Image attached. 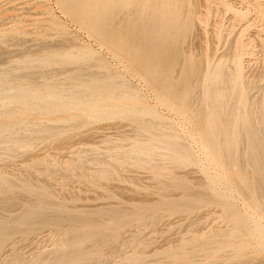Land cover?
<instances>
[{"label":"rangeland","instance_id":"obj_1","mask_svg":"<svg viewBox=\"0 0 264 264\" xmlns=\"http://www.w3.org/2000/svg\"><path fill=\"white\" fill-rule=\"evenodd\" d=\"M152 1L159 7L168 0ZM169 1L172 11L170 17H176L178 22L171 31L158 34L157 46H162L163 50L177 51L176 62L184 63L187 59L197 62L202 58V62L207 61L211 68L222 63L228 74L238 72L240 90L242 93L246 92L248 96V99L244 98L243 94L242 98L246 101L240 98V104L249 103L247 104L249 106L245 104L247 106L245 109V105H240L238 100L237 104L240 105L238 110L241 107L243 108L241 113L246 111L257 114L256 103L262 101L264 95V28L262 26L264 15L263 19L261 16L262 12L264 14V0ZM115 7V2L109 5L106 30L126 31L128 27L124 21L115 19L112 22ZM183 12L187 17L183 16L185 15ZM182 18L184 20L187 18L185 24ZM140 29L142 31V28ZM146 37L147 35L143 33L137 44L141 51L147 49L150 41V38L146 39ZM237 56H239L238 61L235 59ZM51 57L58 59V63L45 67L39 62L41 59ZM0 75L7 76L14 83L23 81L35 87L52 84L62 89H69L72 84L82 85L106 78L115 79L118 86L114 87V90L140 97L139 104L132 107L134 111L132 114L138 115L144 109L153 110L157 114V119L146 115L143 120L163 122L168 126V130L161 128L160 130L165 133L169 131L167 133L171 135L170 137L173 135L176 137H173V141L169 139L172 144L175 140L176 143H181V146L184 143L185 147L183 145L182 148L191 152L193 159L195 157L193 163L190 161L191 164L190 162L181 164L179 161L177 164L175 160L172 162L173 160L168 161L165 156H159L152 159L156 168L151 170L138 168L132 162H127L129 165H126V162L122 161L123 164L120 160L126 149L129 150L136 142L145 144L154 142L158 138L155 134L142 131L139 121L131 120L129 115L123 113L108 118H92L78 111H72L77 117L68 122L43 121L50 127V132L33 135V139L27 130H21L15 138L25 143L29 142L32 147L25 149L26 151L22 148L20 150L23 151L13 154L9 152L0 154V210H2L0 231L10 239L6 249L2 251H6L4 253L7 255L1 252L3 256L0 260L6 258L5 260L8 261L11 250L15 249L18 252L19 248L21 249L19 251L25 253V256L21 253L24 261L28 259L29 263L33 258L40 261V257H46L41 259V262L38 261L39 264L52 262L57 256L59 257V254L71 255L77 251H82L89 257H85L86 260L83 258L84 261L79 258L76 260L78 262L74 260L69 264H125V261L126 264H132L138 259L135 264H177L176 262L178 264H264V237L257 229L259 226L264 227V214L258 213V216L255 210H251L248 204L252 199L249 198L250 195L239 189L240 184L233 170L231 172L226 168H219L208 156L207 145L191 119V116L196 115V102L191 99L189 115L180 114L162 104L160 101L162 91L151 81L139 76L130 57L123 52L116 54L111 44L101 41L92 31L82 27L68 13L60 0H0ZM175 75L174 73L173 76ZM258 85L260 86L257 87ZM166 95H169V92ZM196 95L195 93L194 97ZM1 105L10 106L3 100H0ZM237 118V121H240L239 116ZM7 121L12 123L13 120ZM137 133L142 135L138 136ZM178 144L174 145L178 146ZM242 145L244 146L245 143L243 142ZM245 146L244 149L241 147L240 149L245 150ZM116 153L121 154V158H118L119 155ZM106 156H111V159H106ZM113 156L116 157L114 159L117 161L116 164L112 160ZM81 157L85 161L82 159L80 161ZM75 159L78 160L74 162ZM95 159H101L100 164L97 165ZM103 159L107 162H103ZM79 162H85V166ZM108 162L110 163L107 164ZM67 164L71 165L67 168ZM157 165L166 166V168L162 166L165 169L162 174V168L159 169ZM112 166L116 170L114 167L112 170ZM73 167L84 170L73 171ZM172 168H176V171ZM235 168L237 170V167H234V170ZM171 171L178 173L173 174ZM4 179L10 182L11 190ZM25 181L28 182L29 187L24 186ZM37 194L42 199H37ZM31 195L36 197L32 198ZM10 200L13 201L10 203L13 205L7 206ZM48 201L52 202L48 203ZM43 207L44 209H41ZM6 209L8 211L4 212ZM24 212L25 214H21ZM17 215H23L22 219ZM55 215L58 216L57 219ZM63 216L65 219L69 218L62 221L66 226L59 221L64 219ZM41 219L42 221L45 219L43 221L45 223ZM28 222L30 225L25 224ZM237 223L240 225L238 226ZM64 227L68 228L64 229ZM249 228H252L250 230L256 236L248 230ZM98 230L101 233H97ZM235 232L236 234L240 232L237 234L239 237L235 236ZM88 234L92 237L88 238ZM76 235H81L80 242H77L79 245L69 247L61 240ZM83 236L88 239L85 240ZM207 237H211L208 242L213 239V244L210 242L207 248H203L204 251L201 248L198 250L199 241L207 240ZM240 237H244L242 241L239 240ZM214 238L217 242L220 238L222 243L221 240L216 243ZM83 239L86 243L84 245H82ZM96 239L99 247L104 245L100 249ZM59 242H63L62 245ZM238 244L240 247L241 244L243 245L241 250L238 247L235 249ZM211 248L213 252L209 250ZM184 249L187 250L186 253ZM55 250L58 251L56 255H54L57 253ZM182 257L191 260L184 262L180 259ZM5 260L0 261V264H4Z\"/></svg>","mask_w":264,"mask_h":264},{"label":"bare ground","instance_id":"obj_2","mask_svg":"<svg viewBox=\"0 0 264 264\" xmlns=\"http://www.w3.org/2000/svg\"><path fill=\"white\" fill-rule=\"evenodd\" d=\"M60 1L64 5V7L68 11V13L82 27H84L85 29H88L89 31H92L94 33V35H96L99 39H101V41L108 42L109 44H111L112 47L114 48L116 54H120L121 52H123V53H126L130 57V59L134 65L137 73L139 74V76L147 79L148 81H151L152 83L155 84V86L159 90L162 91V94L160 96V101L162 104L169 106L170 108H172L173 110L177 111L180 114L189 115V110H190L189 104H190L191 99H192V101H194V103L196 102V104H197L196 115L191 116V119L196 124L198 133L202 136V138L204 139V141L207 145L206 151H207L208 156L211 158V160L219 168H226L227 170H229L231 172L233 170V173H234L238 183L240 184L239 189L242 190L244 193L250 195L249 198L252 199L249 204L247 203L248 205L251 206V208H252L251 210H255L257 212V214L258 213L262 214V212L264 214V95H263L262 101H259L256 103L257 114L256 113L252 114V112L246 113V111L241 113L240 111L243 108L240 107L239 108L240 110H238V107L240 105H245V104L247 105L249 103L245 102L244 104H240V98H242V95L244 94L245 97H244V95H243V97L244 98L247 97V99H248V96H246V94H245L246 92L242 93L240 90V84L241 83L239 84L240 80L238 81V78H237L238 72H236L235 74H228L226 71L225 65H223L222 63L220 65H218L217 67L211 68V66L207 64V61L202 62L203 61V60H201L202 58L200 59V61L198 60L197 62H192L191 60H188V59L186 61H184V63H181V61L176 62V56L178 54L177 51L173 52L170 50H163V49H161L162 46H157L158 42L156 43V38L158 37V34L163 33L165 31H171L174 28V26L177 25V22H178L176 17H170V14L172 13V11H171V8L169 7V3H168V2H170L169 0L167 1V3L166 2L162 3V5L159 7H157L158 5L156 6V3H153L152 0H142V1H137V0H60ZM113 2H115L116 7H115V13H114V18L112 19V22L115 21V19H118L121 22L124 21L125 23H127V27H128V29L126 31L111 32V31L106 30V27H108L107 26L108 25V22H107L108 16L107 15L110 12L109 11V5ZM178 3H179V1H178ZM182 7H184V6H182ZM175 8H176V6H175ZM259 9H260V7H259ZM44 10H46V8ZM192 10H193V8H192ZM188 12L190 13V11H188ZM261 12H262V10H261ZM183 14H185V13L183 12ZM259 14H260V12H259ZM47 15H49V14H47ZM263 15L264 14L262 12V14H261L262 19H263ZM133 16H135V17L132 18ZM183 16H186V14ZM186 19L185 20L183 19L184 24H185ZM260 22H261V20H260ZM262 23H263L262 26L264 28V20L262 21ZM185 27H186V25H184L183 28H185ZM140 28H142V31ZM22 31H25V30H22ZM143 33L145 35H147L146 39L150 38V41L147 45V49H145L144 51L143 50L141 51L137 47V44H139L141 37H143ZM60 50H61V48H60ZM138 54L141 55L142 57L140 58ZM240 57H241V52H240ZM235 59L238 61L239 56H237ZM58 61H59L58 59L51 57V58H47V59H41L39 62L43 66L48 67L52 64L58 63ZM208 61H209V59H208ZM210 62H211V60H210ZM241 72H242V70H241ZM33 73L36 74L37 72H33ZM174 73L176 74L175 76H173ZM40 74H43V73H40ZM177 75L179 76V78H177ZM240 76H241V74H240ZM71 77H74V76H71ZM251 85H253V84H251ZM117 86H118V82L115 79H107L106 78V79L100 80L99 82H97V80L93 81L90 84H82V85L72 84L71 86H69V89L56 88L52 84H46V85L43 84L42 86L35 87V86L29 85L23 81L21 83L11 82L10 78H8L7 76L0 75V100H3L5 103L10 104L9 107H3L5 105L0 106V154L2 152H9V153L13 154V153H16L17 151H23L25 149L32 147V145L29 142L25 143V142H22V141L18 140L17 138H15L16 134L19 133L21 130H27V132L30 133L32 136L40 134V133H49L51 129H50V127H48V125H45L43 123V121L68 122V121L77 117L75 114L72 113V111H78L80 114H82L84 116H89L92 118H108V117H113L117 114L123 113V114L129 115L131 120L139 121L141 123V130L142 131H144L146 133L149 132L152 135L155 134L158 137L154 140V142H149V143H145V144L141 143V142H136L135 144L132 145V147L129 150L126 149L127 151L125 150V153L121 152L122 155L121 154L120 155L122 156V158L120 157L119 154L116 153L117 155H119V157L118 156L117 157L121 158L120 161L126 162V165L128 164L127 162H132V164H134L138 168H141V169L142 168L143 169L150 168V170H151V168H154V167L156 168V166L153 165L154 161L152 159L156 158V157L159 158V156L167 157L168 161L171 159V160H173L172 162H174V160H175L176 161L175 163H177V164H178V161L181 164H183L185 162H190V161L193 163L195 161L194 160L195 157L193 159L190 155L191 152L189 153L187 150H185L186 148L185 149L182 148L184 143L182 146L180 145L181 144L180 142H182V141H179L180 144H178V143H176V140H175L174 144H176V145L178 144V146H176V145L172 144V142L169 140V139H171L173 141V137L174 138H176V137L174 135L172 137H170L171 135L167 133L169 131H167L165 133L162 130H160V128L168 130L167 125H165L161 121H159V122H152V121L145 122V120H143V117L146 115L152 116L153 118L157 119L156 118L157 114L153 110L144 109L138 115L132 114L134 112L132 107L139 104L140 97L134 96L130 93L121 92L119 90H114L113 88L117 87ZM244 86H245V84H244ZM244 86H243V88H245ZM259 86L260 85H258L257 87H259ZM154 92H155V90H154ZM168 92H169V95H166ZM243 92H244V90H243ZM163 93H165V94H163ZM195 93L197 94L196 97H194ZM238 100H239L240 105L237 104ZM242 100H244V99L242 98ZM244 101H246V100H244ZM246 105H245V109L247 106H249V105H247V106ZM237 111H239L240 114ZM244 113H246V114H244ZM159 115L160 114H158V116ZM238 116H239L240 121H237ZM9 119L13 120L12 123L7 121ZM238 122H240L239 123L240 125L238 124ZM137 135L141 136L142 134L137 133ZM33 138H34V136L31 139H33ZM178 138H180V137H178ZM243 142L246 145V146L244 145L246 147L245 150H243L244 149L243 148L244 146L242 145ZM184 147H185V145H184ZM240 147L243 149L241 150ZM22 148H24V149L20 150ZM163 150L166 152H163ZM9 156H10V154H9ZM108 156H106L107 158L106 157L105 158L111 159V156L110 157H108ZM95 157H96V155H95ZM115 158L116 157H114L112 160H114ZM79 159H80V161L84 160L82 157ZM76 160H78V159H75L74 162H76ZM95 160H97V159H95ZM100 160L99 159L97 160V162H98V163L96 162L97 165L100 164L99 163ZM116 160H119V159H116ZM93 161L94 160H92V162ZM102 161L104 162L106 160L103 159ZM102 161H101V163H102ZM50 162H48V163L51 164ZM115 162H117V161L114 160V163ZM191 162H190V164H191ZM39 163H41V162H39ZM79 163H81V162H79ZM82 163H83V165L85 164V162H82ZM109 163L110 162H108L107 164H109ZM42 164H45V163H42ZM68 164H67V168H68V166L71 165V164L70 165H68ZM93 164H95V163L93 162ZM104 165H106V163ZM84 166L81 165V167H83V168H84ZM131 166H133V165H131ZM162 166L157 165V167H159V169L162 168ZM113 167L114 166L111 167L112 170H113ZM117 167L120 168V166H117ZM163 167L166 168V166H163ZM234 167H237V170L235 168L236 171L234 170ZM63 168H64V166H63ZM176 168H172V169H174L176 171ZM72 169H74L73 171H76L77 169H78V171L84 170V169L80 170L81 168L76 169L74 167ZM114 169H115V167H114ZM163 169L164 168H162L161 174L163 173ZM101 170L103 172H105V170H103V169H101ZM106 170L108 171V169H106ZM119 170L120 169H118V171ZM67 171H69V170H67ZM164 171H165V169H164ZM2 172H4V171H2ZM96 172L98 173V171H96ZM109 172H108V174H110ZM174 172H172V173L174 174ZM176 173H178V172H175V174ZM65 174H67V172ZM69 174H70V171H69ZM102 174H104V173H102ZM228 174H229V172H228ZM3 175H4V173H3ZM89 177H91V175ZM89 177H88V179H89ZM120 177H121V175H120ZM66 178L67 177H65V179ZM32 179H34V178H32ZM91 179H92V177H91ZM104 179H106V178H104ZM64 181H66V180H64ZM96 181H97V179H96ZM4 182L8 185V188L11 190L12 186H10V182L8 181V179H4ZM2 186H4V184ZM24 186L29 187L28 182L25 181ZM63 186L65 187V185H63ZM36 188L39 189L38 187H36ZM25 190H27V189H25ZM7 194H8V192H7ZM22 194H25V193H22ZM14 195H16V194H14ZM47 195H49V194H47ZM5 196H6V194H5ZM31 196L33 198L34 195H31ZM36 196H37V199H42L40 196H38V194ZM36 196H34V197H36ZM11 197H12V195H11ZM11 197H8V198H11ZM38 197H40V198H38ZM45 197L50 198L48 196H45ZM2 200L4 201L6 199H2ZM12 200L14 201V199H12ZM44 200H41V201H44ZM13 201H11V200H10V202L5 201V204L7 202V206H9V204L13 203ZM38 201H40V200H38ZM51 202L48 201V203H51ZM39 203L43 204L42 202H39ZM5 204H4V206H5ZM10 205L12 206L13 204H10ZM33 205L35 207V204H33ZM34 207H32V209ZM5 208L9 209V207H5ZM5 208L2 207V209H5ZM61 208H63V207H61ZM41 209H44V207ZM0 211H2V210H0ZM5 211H8V210L6 209V210H4V212ZM25 212H29V211H25ZM25 212L21 213V214H25ZM34 214L37 215V213H34ZM259 214H258V216H259ZM19 215H17V216H19ZM46 215H48V214H46ZM52 215H54V214H52ZM251 215H253V214H251ZM21 216H23V215H21ZM21 216H19V217L21 218ZM55 216H57V215H55ZM55 216H53V217H55ZM36 217H38V216H36ZM53 217H51L52 219L50 218L52 221H54ZM59 217H60V215H59ZM57 218H58V216L56 217V219ZM63 218H64V216H63ZM254 218H255V216H254ZM38 219H40V218H38ZM66 219L69 220L68 217H66ZM66 219L64 218L63 220H59V221L61 222L62 225L66 226V224H63V222H62L64 220L66 221ZM248 219H249V217H248ZM7 220H10V219H7ZM27 220H31V219H27ZM41 221H42V219H41ZM52 221H50V222H52ZM248 221H247V223L249 225ZM256 221H254V222H256ZM243 222H244V218H243ZM257 222H260V221H257ZM43 223H45V222H43ZM8 224L9 223H7V225ZM25 224H29V222L25 223ZM55 224H57V223H55ZM121 224H122V222H121ZM237 224H235V225H237ZM40 225H42V224H40ZM239 225L240 224H238V226ZM68 226H70V225H68ZM249 226H251V224ZM245 227H247V226H245ZM2 228L3 227H1V229ZM65 228H68V227H64V229ZM236 229H235V231H237L239 228L237 230ZM250 229H252V228H249L248 230H250ZM257 229L260 231V233H261L260 235H262L264 237V227L259 226V227H257ZM253 230H254V227H253ZM240 231H241V229H240ZM99 232L100 231L98 230L97 233H99ZM242 232H243V230H242ZM245 232H246V230H245ZM250 232H251V230H250ZM256 232H257V230H256ZM65 233L67 234V232H65ZM65 233H64V236H66ZM228 233H229V231H228ZM239 233L240 232H238L237 234H239ZM235 234H236V232H235ZM237 234L235 236H237ZM252 234H254V236H256L254 232ZM8 235H10V233ZM68 235H69V233H68ZM6 236H7L6 234H4L0 231V253L4 249H6L5 247L8 244V240H10ZM93 236L96 238L95 234ZM204 236L205 235H203V237ZM87 237L89 238L92 236H89V234H88ZM109 237L110 236H108V238ZM213 237H215V235ZM225 237L226 236H224V238ZM227 237H229V236H227ZM237 237H239V236H237ZM80 238H81V235H76V236H71V237L67 238L66 240H64V238H62L61 240H63L65 242V244H67L66 246L70 247V246H74L76 244L79 245V243H77V242L80 240ZM88 238L84 237L85 240ZM101 238H102V236H101ZM195 238L196 237H194V239ZM210 238L207 237V240H200L199 243L197 242L198 243V245H197L198 250H200L199 248H201V250H203L204 247H206L207 245L209 246V243L212 242V240H213V239H211L210 242H208L209 241L208 239H210ZM243 238L244 237H240V239L239 238L238 239L241 240ZM84 239H83L82 245H84V243H85ZM215 239L216 238H214V241H216V243H219L220 242L219 240H221L222 237H221V239L218 238L219 239L218 242ZM229 239H231V238H229ZM93 240H94V238H93ZM98 240H99V238H98ZM94 242H95V240H94ZM96 242H97V239H96ZM102 242H103V239H102ZM109 242L107 244H109ZM237 242L238 241H236V243ZM62 243L63 242H61V243L59 242V244H61V245H62ZM220 243H222V240ZM212 244H213V242H212ZM212 244H211V246H212ZM233 244H234V241H233ZM242 244H243V242H242ZM242 244H241V247L239 244H238L239 246H235V249H236V247H238V248H240L239 250H241V248L244 245V244L243 245ZM12 245H13V241H12ZM102 245H100V246L102 247ZM135 245H137V244H135ZM13 246H12V248H15ZM97 246H98V242H97ZM187 246H189V244ZM226 246H228V245H226ZM101 247H99V249ZM65 248H67V247H65ZM233 248H234V246H233ZM63 249L64 248H62V250ZM96 249H97V247H96ZM19 250H21V249L18 248V252H16L15 249L11 250V255H10L8 261H6L5 260L6 258H5L4 260L6 262H3V263L4 264H27L28 259L26 261H24L23 255H21V253H22L25 256V253H23L22 251H19ZM65 250L66 249H64V251ZM80 250H81V247H80ZM91 250H95V249H91ZM97 250H96V252H97ZM205 250H207V249H205ZM209 250H211L213 252L212 248ZM44 251H47V250L44 249ZM49 251H51V250H49ZM55 251H57V250H55ZM66 251H68V250H66ZM185 251H187V250L184 249V253H186ZM193 251L195 252L196 250L194 249ZM203 251H201V253H204ZM4 252H6V251H4ZM4 252H2V253L5 255L6 253H4ZM54 252H53V254H54ZM212 252H208V253H212ZM237 252H239V251H237ZM61 253H63V251H61ZM72 253H73V251H72ZM83 253H82V251H77L71 255H68V254H61L60 255L59 254V257L57 256L52 262L48 261L46 264H69L70 262H73L74 260L75 261L79 260V258H82V259L84 258L86 260V258L89 256H87L85 253L84 254ZM86 253H87V251H86ZM169 253H171V252H169ZM172 253H174V252H172ZM189 253L190 252H188L187 254L189 255ZM241 253H242V251H241ZM56 254H58V251L54 255H56ZM180 254H181V252H180ZM214 254L216 255V253H214ZM50 255H51V253H49V256ZM88 255H89V253H88ZM2 256L3 255L0 254V258ZM43 256H46V255L43 254ZM123 256L124 255H122V257ZM32 257H34V256H32ZM36 257H37V255H36ZM39 257L40 256H38V258ZM26 258L27 257H25V259ZM43 258H46V257H43ZM43 258L40 257L39 258L40 261L37 258L36 259L33 258L30 260V263H31V261L35 260L37 262L33 261L32 264H39L38 261L41 262V259H43ZM125 258H127V257H124V259ZM84 259H83V261H84ZM132 259H133V257H132ZM180 259L181 260L183 259L184 262L185 261L187 262V260H189L190 258L182 257ZM4 260H0V261H4ZM126 260H128V259H126ZM131 261H133V260H131ZM138 261H139V259H138ZM138 261H135V263ZM76 262H78V261H76ZM124 263L126 264V261ZM127 263H128V261H127ZM135 263L133 262L132 264H135ZM176 263L178 264V262H176ZM191 263H192V261H191ZM74 264H76V263H74Z\"/></svg>","mask_w":264,"mask_h":264}]
</instances>
